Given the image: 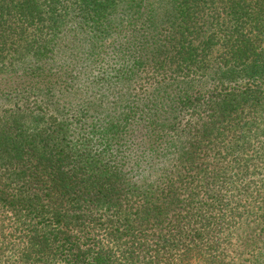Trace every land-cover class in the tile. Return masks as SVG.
<instances>
[{
	"label": "trees",
	"instance_id": "16d2710c",
	"mask_svg": "<svg viewBox=\"0 0 264 264\" xmlns=\"http://www.w3.org/2000/svg\"><path fill=\"white\" fill-rule=\"evenodd\" d=\"M251 228L264 264V0H0V264H231Z\"/></svg>",
	"mask_w": 264,
	"mask_h": 264
},
{
	"label": "rangeland",
	"instance_id": "374dc122",
	"mask_svg": "<svg viewBox=\"0 0 264 264\" xmlns=\"http://www.w3.org/2000/svg\"><path fill=\"white\" fill-rule=\"evenodd\" d=\"M258 234L255 228L242 233L235 247L236 250L232 254L231 264H257L261 247H263Z\"/></svg>",
	"mask_w": 264,
	"mask_h": 264
}]
</instances>
